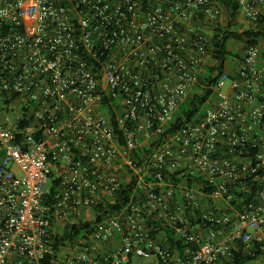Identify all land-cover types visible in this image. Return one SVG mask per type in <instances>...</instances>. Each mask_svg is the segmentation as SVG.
Here are the masks:
<instances>
[{"label":"built area","instance_id":"2783aa9c","mask_svg":"<svg viewBox=\"0 0 264 264\" xmlns=\"http://www.w3.org/2000/svg\"><path fill=\"white\" fill-rule=\"evenodd\" d=\"M231 1L233 30L264 16ZM223 2L0 0V264H264V41L210 71Z\"/></svg>","mask_w":264,"mask_h":264},{"label":"trees","instance_id":"16d2710c","mask_svg":"<svg viewBox=\"0 0 264 264\" xmlns=\"http://www.w3.org/2000/svg\"><path fill=\"white\" fill-rule=\"evenodd\" d=\"M228 2V3H227ZM224 6L233 9L234 13L231 14L229 18V24L225 27L224 31H221L222 37L219 35H215L213 38V44L215 49L212 53V59L216 62L213 68H210V71L216 70L218 72H225L227 57L230 55L229 52V45L240 42L246 46L255 45L262 41H264V16L255 24V26H251L250 28L246 29L245 31H237L233 30V20L235 19L236 9L237 6L231 0H224ZM220 32V30H219ZM237 57V54L234 55V58ZM216 78H212V76L207 72L200 77L199 84L197 85V92L193 93L186 101L179 107L178 111L174 114L173 120L171 123V128L167 130V133L175 131L183 124L188 122L189 120L193 119L199 112H201L202 107L206 99L211 96L212 89L209 87L202 88L203 85L211 86L215 83ZM130 187L124 186L121 188L119 193V201L117 206L120 203H124V198L130 191ZM233 205L236 208H239L240 205L236 202H233ZM112 205L107 206H99L94 209L95 213H99L97 216L98 219H101L103 215H108L112 213ZM102 214V216L100 215ZM90 227V222H78L74 224H68L65 226L63 234L61 237L56 238V243L63 242L65 240H71L72 238L79 236L83 233L84 229H88ZM167 237L173 241V236L168 234ZM251 259L250 254L246 253L245 249L241 248L239 251L234 253V257L232 262L227 264H243L245 261Z\"/></svg>","mask_w":264,"mask_h":264},{"label":"rangeland","instance_id":"374dc122","mask_svg":"<svg viewBox=\"0 0 264 264\" xmlns=\"http://www.w3.org/2000/svg\"><path fill=\"white\" fill-rule=\"evenodd\" d=\"M239 45L237 43H233L229 45V52L230 55L227 57V65L225 72L228 74H233V65H234V55L237 54V49ZM136 264H155L153 259H140L136 260Z\"/></svg>","mask_w":264,"mask_h":264}]
</instances>
